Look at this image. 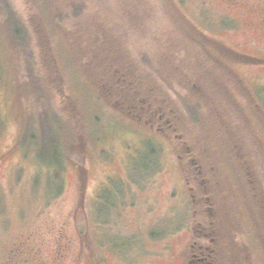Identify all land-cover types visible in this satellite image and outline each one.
<instances>
[{
    "label": "rangeland",
    "instance_id": "374dc122",
    "mask_svg": "<svg viewBox=\"0 0 264 264\" xmlns=\"http://www.w3.org/2000/svg\"><path fill=\"white\" fill-rule=\"evenodd\" d=\"M28 236L264 264V0H0V260Z\"/></svg>",
    "mask_w": 264,
    "mask_h": 264
},
{
    "label": "flooded vegetation",
    "instance_id": "af4514ba",
    "mask_svg": "<svg viewBox=\"0 0 264 264\" xmlns=\"http://www.w3.org/2000/svg\"><path fill=\"white\" fill-rule=\"evenodd\" d=\"M202 233L206 238L209 236L205 233V230H203ZM213 239L214 238L210 237V242H214ZM31 243H33L32 236L14 241L11 249L5 254V260L3 262V259L0 260V264H34L35 261L38 262L41 255V249L38 248L37 245ZM194 243L196 244V247L193 248L194 250L192 249V253L188 258L187 255H180V262L182 264H216L213 258L214 249L211 248L210 245L198 244V242ZM55 254L56 255L51 259L49 264H64V259L68 257L66 247L64 245L63 247H59V250H55ZM99 262L100 261H98V263ZM73 263L76 264L77 261L74 260ZM87 264L93 263L88 261Z\"/></svg>",
    "mask_w": 264,
    "mask_h": 264
}]
</instances>
